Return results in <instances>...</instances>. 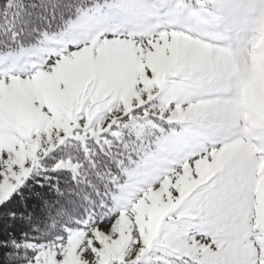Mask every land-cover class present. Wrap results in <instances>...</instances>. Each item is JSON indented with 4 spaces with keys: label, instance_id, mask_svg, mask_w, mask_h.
I'll return each instance as SVG.
<instances>
[{
    "label": "snow or ice",
    "instance_id": "1",
    "mask_svg": "<svg viewBox=\"0 0 264 264\" xmlns=\"http://www.w3.org/2000/svg\"><path fill=\"white\" fill-rule=\"evenodd\" d=\"M0 264H264V0H0Z\"/></svg>",
    "mask_w": 264,
    "mask_h": 264
}]
</instances>
